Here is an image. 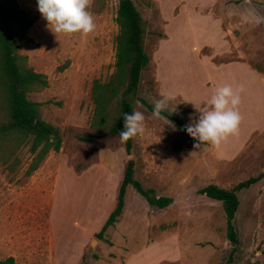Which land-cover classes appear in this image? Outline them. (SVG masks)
I'll use <instances>...</instances> for the list:
<instances>
[{"label": "rangeland", "instance_id": "obj_1", "mask_svg": "<svg viewBox=\"0 0 264 264\" xmlns=\"http://www.w3.org/2000/svg\"><path fill=\"white\" fill-rule=\"evenodd\" d=\"M15 1L32 20L26 35L33 43H19L18 53L48 79L47 88L28 97L43 104L42 118L60 130L62 144L30 174L35 154L27 147L17 152L13 170L0 163V260L264 264V178L238 194L237 244L226 236L221 203L199 193L209 184L228 189L264 172V73L237 64L264 70V0H134L146 21L149 56L138 98L153 107L170 95L164 112L180 124L154 118L135 103L145 116L144 132L132 138L130 156L118 136L90 127L92 84L108 81L114 71L117 0H90L96 28L88 35H56L36 3ZM225 84L240 95L238 133L219 147L195 148L184 126L198 118L195 106ZM128 159L134 178L172 203L149 207L128 186L122 215L99 239Z\"/></svg>", "mask_w": 264, "mask_h": 264}, {"label": "trees", "instance_id": "obj_2", "mask_svg": "<svg viewBox=\"0 0 264 264\" xmlns=\"http://www.w3.org/2000/svg\"><path fill=\"white\" fill-rule=\"evenodd\" d=\"M32 1L36 3V0ZM115 22L118 34L115 38L114 71L108 81L95 80L92 84L94 113L90 127L120 138L119 132L124 128V114H131L137 100L151 111L153 107L138 98L142 73L149 64V56L144 46L146 21L136 8L134 0H117ZM31 25L32 20L17 7L15 0H0V163L13 170L18 162L17 152L27 147L28 152L35 154V157L26 174L37 170L44 157L50 151H59L62 144L60 130L42 118L43 104L28 97L32 92L48 87L46 75L34 71L28 65L27 57L18 53L19 43H33L26 35ZM162 115L180 124L176 116L165 112ZM183 131L189 143L194 145L196 141ZM78 139L85 143L94 140L90 136H80ZM122 144L125 153L130 156L132 138ZM263 178L264 172L239 182L232 188L209 184L199 191L208 199L221 203L226 219V236L231 243L238 242L233 225L239 207L238 194ZM128 186H132L149 207L164 209L172 203V198L159 196L154 189L143 187L134 178V161L128 159L118 188L116 205L96 234L99 239L122 215ZM0 264L16 263L14 258L8 257L0 260Z\"/></svg>", "mask_w": 264, "mask_h": 264}, {"label": "clouds", "instance_id": "obj_3", "mask_svg": "<svg viewBox=\"0 0 264 264\" xmlns=\"http://www.w3.org/2000/svg\"><path fill=\"white\" fill-rule=\"evenodd\" d=\"M38 11L47 21L48 27L57 35L81 33L88 35L92 33L96 24L88 10L90 0H36ZM171 96L163 94L154 102L152 116L161 118L162 113L167 110ZM140 105V101L135 102ZM240 95L234 91L231 85L217 87L215 92L195 108L199 112L198 118L184 126V130L196 143L195 148L207 143L219 147L230 135H235L239 130L241 116L238 110ZM144 113L133 109L131 114H124V128L119 132L121 142L143 134Z\"/></svg>", "mask_w": 264, "mask_h": 264}, {"label": "crops", "instance_id": "obj_4", "mask_svg": "<svg viewBox=\"0 0 264 264\" xmlns=\"http://www.w3.org/2000/svg\"><path fill=\"white\" fill-rule=\"evenodd\" d=\"M232 63H233V62H232ZM237 64L245 65L249 70L255 72L257 75L259 74V72H263V73H264V71H260V70H258L257 68L252 69L251 67L248 66V64H242V63H237Z\"/></svg>", "mask_w": 264, "mask_h": 264}, {"label": "water", "instance_id": "obj_5", "mask_svg": "<svg viewBox=\"0 0 264 264\" xmlns=\"http://www.w3.org/2000/svg\"><path fill=\"white\" fill-rule=\"evenodd\" d=\"M93 243V242H92Z\"/></svg>", "mask_w": 264, "mask_h": 264}]
</instances>
